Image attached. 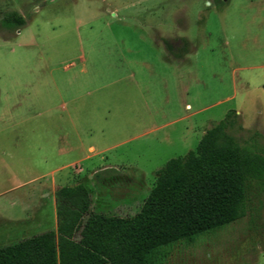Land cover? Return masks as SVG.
Masks as SVG:
<instances>
[{
	"label": "rangeland",
	"instance_id": "rangeland-1",
	"mask_svg": "<svg viewBox=\"0 0 264 264\" xmlns=\"http://www.w3.org/2000/svg\"><path fill=\"white\" fill-rule=\"evenodd\" d=\"M13 11L27 15L16 37L1 24ZM0 31V248L57 229L55 197L41 187L49 179L18 186L72 159L57 155V126L49 145L41 137L44 104L62 120L59 90L75 88V115L95 127L81 128L82 140L110 147L60 184L88 188L98 240L100 217L139 213L158 171L229 111L240 115V143L253 146L259 132L264 147V0H0ZM178 36L195 47L183 63L181 44L171 52L164 42ZM248 197L244 218L176 245L166 264H264V184L251 182Z\"/></svg>",
	"mask_w": 264,
	"mask_h": 264
},
{
	"label": "trees",
	"instance_id": "trees-1",
	"mask_svg": "<svg viewBox=\"0 0 264 264\" xmlns=\"http://www.w3.org/2000/svg\"><path fill=\"white\" fill-rule=\"evenodd\" d=\"M1 24L19 30L27 23L13 11L3 15ZM167 48L174 51L169 44ZM182 48L189 52L185 39ZM240 130H244L240 115L229 111L195 151L158 171L139 213L100 217L105 226L101 240L95 238L94 225L86 224L95 216L88 188L84 184L58 188L57 229L1 247L0 264H166L176 245L193 244L198 236L247 215L249 184H264V147L258 146L259 132L252 134L253 146H243L235 135ZM211 186L216 189L213 194H198ZM83 229L87 236L81 241Z\"/></svg>",
	"mask_w": 264,
	"mask_h": 264
},
{
	"label": "crops",
	"instance_id": "crops-1",
	"mask_svg": "<svg viewBox=\"0 0 264 264\" xmlns=\"http://www.w3.org/2000/svg\"><path fill=\"white\" fill-rule=\"evenodd\" d=\"M20 14L24 18L25 16H27L24 13H20ZM23 29L12 30L8 28H4V30H6L7 32L13 33V35H8L11 37L18 36ZM0 32L2 33L3 31H0ZM183 39L187 40L190 43V50L191 48L195 49L191 39L185 36L184 37L178 36L175 39H165L164 42H165V45H166V42H168L170 46H172L173 48L174 47L176 48V46L177 45L179 46V44H181L182 46ZM189 52L181 54L179 57H176L175 60H177L180 63H183V61L189 58L190 56ZM46 87L48 86L46 85ZM58 93L62 99L60 100V104L57 107V109L59 110V115H60L59 118L62 120H60L59 122L56 121V123L53 122L51 116L50 117L48 116L50 115V112L53 110V108L48 107L47 106L48 104L46 105L44 104L42 106L43 107L42 114H46L47 119L49 120L45 119L41 123V137L48 144V141L53 138V133L51 132V129H53L54 126H57L61 130V132L58 133L59 135L57 137L58 139L57 144L61 145L60 149L57 150V155L59 154L60 156H65V157L68 156V157H71L72 159L71 161H68L64 165L62 164L50 170L46 174L40 177H37L36 179L34 178V180L28 182L27 184H20L18 186V189H20L22 187L32 185L38 182L40 179H45L47 177L49 179L48 180L49 184L48 185H45V183L41 184V187L43 188L42 189L43 192H46L44 194V197L45 196L49 197L50 195H52L53 198L55 197L56 190L62 187L60 186V184H63L64 181L74 180L77 175L78 176L80 175L81 169L76 165V162L91 160L92 158L98 155H102L108 152L110 149V147H106V146L98 147V144L95 142H90V141L85 142L84 140H82L80 129L82 128V129L88 130V133L91 134L92 132H94L93 129L95 127L93 128V125L89 123L90 120L87 122L90 125L85 126L86 123L82 124L79 121V118L75 115L76 114L75 110L77 106H75L74 104L75 102H77L79 98V95H77L75 88H73L72 90H67V91L59 90ZM93 93H95V91L94 92L89 91L87 95L91 96ZM48 99H49V90L48 88H46L45 90H42V101H46L47 103ZM90 109L92 108L89 106L84 111L85 116L87 115L89 118L92 116H95L93 115V112L92 113L89 112ZM0 119H1V112H0ZM104 120H106V118H104ZM206 133L204 134V136L206 135ZM70 166L71 167L74 166L75 168V170H73L71 174H66L62 172L65 168L70 167ZM65 186H69V185H65ZM30 194H32V192ZM54 199L56 202V197Z\"/></svg>",
	"mask_w": 264,
	"mask_h": 264
}]
</instances>
